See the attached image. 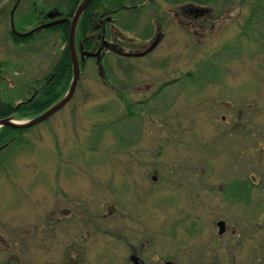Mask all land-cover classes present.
I'll list each match as a JSON object with an SVG mask.
<instances>
[{
    "label": "rangeland",
    "instance_id": "1",
    "mask_svg": "<svg viewBox=\"0 0 264 264\" xmlns=\"http://www.w3.org/2000/svg\"><path fill=\"white\" fill-rule=\"evenodd\" d=\"M37 1L23 0L16 15ZM166 4L159 44L114 30L122 51L107 64L104 55L101 64L87 59L71 102L1 147L0 264L174 257L196 244L198 215L196 231L217 244L216 220L236 223L254 197L264 221V18L252 10L264 0L184 2L177 20ZM14 5L0 0V97L17 105L67 43L44 31L16 45ZM190 8L200 13L191 17ZM80 208L92 230L84 244ZM261 257L264 264V248Z\"/></svg>",
    "mask_w": 264,
    "mask_h": 264
},
{
    "label": "trees",
    "instance_id": "2",
    "mask_svg": "<svg viewBox=\"0 0 264 264\" xmlns=\"http://www.w3.org/2000/svg\"><path fill=\"white\" fill-rule=\"evenodd\" d=\"M14 1L15 5L10 11V34L16 45L26 44L34 37H37L40 32L44 31L53 32V34H60L62 40H64L67 45L62 55L58 59L57 64H55V66L52 68V72L55 73V77H53L45 87H39V93L37 96L34 97L35 91L33 88V91H31V98L26 101H22L17 105H14V103L11 102H6L0 97V120L9 117L35 118L43 114L54 104L58 103L66 95L73 78V63L68 45L71 22L83 0H55L54 6L56 9H58V16H60L62 20L59 24H52V26L46 28L43 27L46 25L38 27L40 23L38 24L36 20L37 17L46 15L50 6L42 5L35 9L33 7L30 11L16 15V10L23 0ZM148 1L149 0H94L92 5L86 11H84L78 22L76 31V48L78 53L86 57L87 53H94L95 51H98L102 45L101 40H98L99 36L104 37L107 41L112 40V29L109 22H107L106 28H97L96 24L99 20L100 14H103V18L114 17L117 19L115 24L118 27L117 29L122 32L140 33V39L143 40L151 38L155 31V26L148 23V21L142 27V31H140L141 18L148 16ZM213 1L215 0H165V3L174 6L175 4H183L184 2L209 4ZM153 4H157V1L154 0ZM258 5L252 9L254 14L253 16L255 18H259L260 15H262L264 18V5H261L260 7H258ZM164 14L165 13H163L161 16L162 24H165V20L167 19L166 16L169 15L168 10L165 16ZM44 17L46 20L50 19L46 16ZM108 54H112V51H109ZM107 55L105 56V59H107L106 64L108 62V58H106ZM86 58L90 59L89 57ZM98 63L101 64V60H98ZM85 65L86 63L84 64L81 62V75L84 73ZM107 66L108 65H106V67ZM103 70L105 71V68H103ZM30 129L14 130L9 127H2L0 129V151H2L4 148L12 146L18 141V136L20 134L25 133ZM2 146L5 147L1 148Z\"/></svg>",
    "mask_w": 264,
    "mask_h": 264
},
{
    "label": "flooded vegetation",
    "instance_id": "3",
    "mask_svg": "<svg viewBox=\"0 0 264 264\" xmlns=\"http://www.w3.org/2000/svg\"><path fill=\"white\" fill-rule=\"evenodd\" d=\"M157 4H153L154 0H149L147 3V19L148 23L155 26V31L153 33V36L146 41L149 40H156V43L159 44L161 39L164 37L163 32H160V37L155 38V34L158 29H163V25L161 23V16L163 13L166 14L167 12V5L165 3V0H156ZM55 0H38L35 5H32L34 8H38L42 5H48L49 10L47 12L46 16L47 18H50L54 16L53 12H50L51 10L58 9L54 6ZM94 0L91 2V4L87 7V9L92 5ZM170 13L174 12L175 19L181 17L182 15L180 11L183 10V6L181 3L175 4L174 6L171 5ZM179 8V9H178ZM86 9V10H87ZM85 10V11H86ZM202 12V11H201ZM189 16L193 17L197 15L199 10L194 8H190L188 10ZM57 15V13L55 14ZM43 15L37 17L38 27H41L46 24H59L61 22V17L58 16L55 19H49L46 20V18ZM116 20L113 18H103V14H100L99 20L97 22V28H106L107 22L111 24L112 29V40L107 41L104 37L99 36L98 40H101L102 45L101 48L98 51H95L94 53H87L86 56L90 55L92 57H89L90 59H94L95 62H98V59L100 56L104 55V58L102 61H104L105 56L108 54L109 51H113L116 53H120L122 50L118 48V50H115L116 46L114 43V30H116L118 27L115 24ZM183 21L180 20V23ZM94 39V37H93ZM146 43V42H145ZM112 45V47L110 46ZM117 47V46H116ZM97 52V53H96ZM99 52V53H98ZM150 52V51H148ZM144 54V52H143ZM95 55V57H93ZM80 62L86 63V57L80 55ZM49 70L45 75H43L41 78H37L35 81V88H34V97L37 96L39 93V87H45L48 82L52 80L53 77H55V73ZM82 77V76H81ZM153 180H157V176H153ZM261 183V181L254 182L255 185ZM253 184V182H252ZM249 186V191L251 192L253 185ZM224 197L227 200L226 197V191L225 188H222ZM66 200V199H65ZM68 202H70V199H67ZM254 201V206L252 207L251 201ZM251 201L243 202L242 212L238 215V218L235 219L237 221L236 223H229L227 220L221 218L216 220L215 225L218 228L217 232L215 231V238L219 241L217 244L210 242H207L206 239H203L202 236L199 235V233L196 231L197 227L200 226V222L202 219L199 217V215L196 217L195 221H193V233L192 238L196 237V244L193 245L189 249L190 252H178L174 257L161 259L159 257H153L148 259L146 255L140 254L137 252H131L130 256L127 257L129 263L131 264H263L261 253L264 248V221L262 212L260 209V206L263 204L262 199L258 200L256 197L252 199ZM85 206V205H84ZM66 210V208H65ZM83 210L80 208L79 211L76 213L79 216V224L77 229L75 230L78 233V240H80V244H84L83 240L87 237L88 232H92V230H87L86 225L87 222L84 219L83 216ZM91 222L94 219H89ZM88 221V220H87ZM96 224L92 223V226L94 227V231L96 232ZM231 231L235 237V240H233L234 237H227L228 232ZM195 233V234H194ZM199 235V236H198ZM127 240V238H125ZM128 241V240H127ZM181 249L182 244H181ZM237 253V254H236ZM137 259L134 260V259Z\"/></svg>",
    "mask_w": 264,
    "mask_h": 264
},
{
    "label": "water",
    "instance_id": "4",
    "mask_svg": "<svg viewBox=\"0 0 264 264\" xmlns=\"http://www.w3.org/2000/svg\"><path fill=\"white\" fill-rule=\"evenodd\" d=\"M92 1L93 0H83L82 3L79 5V7H78V9L74 15V18L72 19V22H71V29H70V34H69L68 40H69V49H70L71 59H72V63H73V78H72L70 88H69L68 92L66 93V95L63 97L62 100H60L58 103L54 104L47 111H45L43 114H41L35 118L29 119L25 122L17 121L13 117L1 119L0 120V129L2 127H9V128L14 129V130L32 128L38 124L45 122L49 118H51L54 114H56L61 109H63L72 100V98L74 97V94L77 90V86H78V83L80 80V74H81L80 59L78 57V53L76 50L77 26H78V22L80 20V17L82 16V14L87 9V7L91 4ZM49 26H52V24L46 25L43 27L46 28ZM134 260L137 261L136 258Z\"/></svg>",
    "mask_w": 264,
    "mask_h": 264
}]
</instances>
